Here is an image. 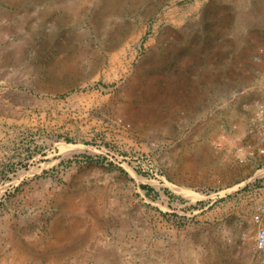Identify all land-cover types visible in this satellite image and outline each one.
I'll list each match as a JSON object with an SVG mask.
<instances>
[{
    "label": "rangeland",
    "instance_id": "obj_1",
    "mask_svg": "<svg viewBox=\"0 0 264 264\" xmlns=\"http://www.w3.org/2000/svg\"><path fill=\"white\" fill-rule=\"evenodd\" d=\"M263 9L0 0V264H261L264 75L251 50L235 78L186 61Z\"/></svg>",
    "mask_w": 264,
    "mask_h": 264
},
{
    "label": "crops",
    "instance_id": "obj_2",
    "mask_svg": "<svg viewBox=\"0 0 264 264\" xmlns=\"http://www.w3.org/2000/svg\"><path fill=\"white\" fill-rule=\"evenodd\" d=\"M256 20L259 25L256 24L249 31V41L225 37L223 41L203 40L199 46H194L191 57L186 61L189 71L235 78L243 73L241 60L246 56L244 53L251 50L253 57H258L251 68L256 74L264 75V55L258 54L259 49H264V9L256 15ZM209 82L213 83L208 79L205 84Z\"/></svg>",
    "mask_w": 264,
    "mask_h": 264
},
{
    "label": "built area",
    "instance_id": "obj_3",
    "mask_svg": "<svg viewBox=\"0 0 264 264\" xmlns=\"http://www.w3.org/2000/svg\"><path fill=\"white\" fill-rule=\"evenodd\" d=\"M259 56L264 55V49H259L258 51ZM256 59L258 57H255ZM257 111L258 115L263 117L264 116V101L257 103ZM226 137L221 136L220 140L216 143L217 148H221L223 143L225 142ZM254 151H248L243 147L238 148V157L241 162H245L248 158L254 156ZM259 154H264V149L259 151ZM254 223L257 225V230L255 234V250L258 256V260L261 264H264V217L261 215H254L253 217Z\"/></svg>",
    "mask_w": 264,
    "mask_h": 264
},
{
    "label": "bare ground",
    "instance_id": "obj_4",
    "mask_svg": "<svg viewBox=\"0 0 264 264\" xmlns=\"http://www.w3.org/2000/svg\"><path fill=\"white\" fill-rule=\"evenodd\" d=\"M155 61H153V63H151V64H146L145 65V69L144 70H142V71H140V74L141 75H143V76H147L148 74H150V72H153V65L155 66V63H154ZM157 67V66H156ZM142 76V77H143ZM148 78V77H147ZM141 79H143V78H141ZM146 79V78H145ZM147 80V79H146ZM149 80V79H148ZM146 82V81H145ZM154 82V81H153ZM139 85H141V84H139ZM151 85H152V83H151ZM151 85H150V87H151ZM143 89V88H142ZM139 93H141V92H139ZM147 94V93H146ZM138 95V97L141 95H139V94H137ZM132 96V95H131ZM145 96V95H144ZM147 96H149V95H147ZM150 96H152V95H150ZM134 97H136V95L134 96ZM142 97V96H141ZM141 97H139V98H141ZM182 97V96H181ZM180 97V98H181ZM139 98H137V99H139ZM144 98V97H143ZM135 99V98H134ZM141 100V99H140ZM140 100H138V101H140ZM145 101V100H144Z\"/></svg>",
    "mask_w": 264,
    "mask_h": 264
}]
</instances>
